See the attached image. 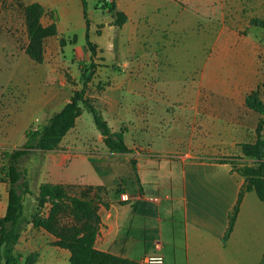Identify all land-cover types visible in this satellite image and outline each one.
Instances as JSON below:
<instances>
[{"label":"rangeland","instance_id":"1","mask_svg":"<svg viewBox=\"0 0 264 264\" xmlns=\"http://www.w3.org/2000/svg\"><path fill=\"white\" fill-rule=\"evenodd\" d=\"M86 1L89 27L96 18L102 21L94 24L99 36L105 33L106 15L100 4L95 8L97 13L94 6L104 0ZM152 1L167 2L170 7L143 9L144 22L127 31V35L132 34L131 39H121L118 31L109 35L115 51L114 64L104 63L96 54L97 45L93 44L91 51L85 31L75 28L68 37L57 34L47 39L42 65L31 70L33 63L23 54L27 37L21 14L14 10L12 22H7L6 9L0 14V214L8 190L4 153L20 149L25 143L24 128L14 115L25 114L22 122H29L27 131L48 120L39 116L29 101L37 76L43 85L53 88L54 96H66L48 112L51 117L74 91L82 89L81 75L92 71L85 95L95 100L112 130L126 129L124 141L129 153H108L91 114L81 105L75 127L57 149L34 151L20 161L19 168L30 192L23 196L26 220L38 210L35 196L41 183L65 182L68 174L76 184L61 185L69 186L72 195H78L85 185H110L111 177L104 176L109 162L113 158L126 160L132 157L131 152L141 153L150 143H164L166 149L179 145L193 153L219 158L226 153L221 150L223 145L217 150L215 142L227 137V112L253 90L264 97V30L249 25L252 18L264 20V0ZM91 37L98 39L94 33ZM104 96L107 102L100 101ZM14 106H20L21 111L2 115ZM214 127L219 134H215ZM122 174L127 176L128 172L122 170ZM54 242L52 236L27 225L14 249L18 264H23L31 252L39 253L36 264H68V254L55 247Z\"/></svg>","mask_w":264,"mask_h":264},{"label":"crops","instance_id":"2","mask_svg":"<svg viewBox=\"0 0 264 264\" xmlns=\"http://www.w3.org/2000/svg\"><path fill=\"white\" fill-rule=\"evenodd\" d=\"M108 1L126 16L127 22L120 28L113 26L112 15L104 9L102 13L106 15L103 22L105 33L101 32L99 36L96 34L94 24L102 22L96 18L91 22L88 34L89 41L97 45V56L107 64L112 63L115 56L113 45L109 41L110 34L118 31L121 39H131L132 34L127 35V31L144 22L146 14L143 9L156 11L169 6L167 2L155 4L152 0ZM33 3L40 4L45 10V16L41 19L43 26L51 23L52 15L57 21L58 35L68 37L75 28H82L85 31L84 37L86 36L81 0H3L0 14L6 9L7 22H12L10 17L15 13L14 10H18L23 20V7ZM98 3L99 1L94 6L96 13ZM86 5L88 16L90 12L87 1ZM166 15L168 14H163L165 19L170 17ZM93 33L98 39H92ZM10 54L9 52L8 55ZM83 60L85 61V57ZM32 63L31 70L42 65ZM17 83L18 81L15 85ZM32 87L29 100L31 107L36 109L39 116L49 119L51 113L48 112H52L55 105L66 96H54L53 88L43 85L40 76L34 77ZM244 98L245 95L237 106L233 105L231 111L227 112L225 141L215 142L217 150L223 145L221 150L226 152L221 158L201 152L193 153L189 149H181L179 145L166 149L164 143L155 142L141 149V153L130 151L132 157L126 160L113 158L104 175L111 177L110 185L105 182L85 185L104 188V192L100 193L101 203L98 205L101 222L94 243L96 250L122 256L139 264H144L143 260L150 256L161 257L163 264L260 263L264 255V206L254 192L244 194L233 230L223 242L229 215L244 185V178L236 168L253 162L241 157L239 145L257 140L256 128L261 118L259 114L245 107ZM100 101L107 102L106 96ZM68 102L67 99L64 105ZM6 105L8 108V102ZM20 111V106H14L13 110H4L2 115ZM19 114L21 113L14 115L15 121L19 122L26 133L29 122H22L25 114ZM214 129L215 134H219L218 129ZM261 135L264 136V131ZM105 150L108 151L106 148ZM131 161L134 162L138 180ZM122 170L127 171L128 175L123 176ZM65 177V182L52 184H76L69 179L68 174ZM6 206L7 197L3 201L0 218L4 216ZM65 252L69 258V253Z\"/></svg>","mask_w":264,"mask_h":264},{"label":"trees","instance_id":"3","mask_svg":"<svg viewBox=\"0 0 264 264\" xmlns=\"http://www.w3.org/2000/svg\"><path fill=\"white\" fill-rule=\"evenodd\" d=\"M2 2L3 0H0V6ZM81 3L86 26V45L93 51L95 46L88 38L89 23L86 1L81 0ZM99 4L102 9H107L112 14L113 26L120 28L127 22L126 16L117 11L114 4L106 1L99 2ZM44 16L45 10L38 3L23 7L27 37L24 53L35 64H42L44 61V42L58 34L56 18L51 15V23L43 26L41 19ZM249 25L264 30L262 19L252 18ZM92 76V71L87 75L82 74V89L74 91L69 102L53 113L46 124L26 131L25 143L20 149L4 153L7 160L4 175L8 190L6 211L0 218V264L2 261L4 264H18L19 260L14 254V249L27 225L52 236L55 239L54 246L69 253L68 264H139L122 256L98 251L94 247L101 222L98 205L101 203L100 193L104 192L102 187L87 186L78 195H72L69 186L41 183L35 196L38 210L30 215L28 220L23 215V196L30 192L24 182L23 172L19 168L20 161L32 155L34 151L50 152L57 149L67 133L75 127V122L81 115V105L86 107L91 114L105 148L114 154L129 153L124 141L126 129L112 131L96 108L95 100L85 95L87 84ZM244 105L248 110L259 114L261 118L256 128L257 140L254 143L239 145L241 157L253 162L250 165L242 164L241 167L236 168L244 178V185L229 215L223 242L228 239L233 230L245 193L254 192L264 206V136L261 135L264 131V97H260L258 90H253L245 95ZM131 165L135 178L138 180L133 161ZM38 258L39 253L31 252L25 257L23 264H36ZM259 264H264V255Z\"/></svg>","mask_w":264,"mask_h":264},{"label":"built area","instance_id":"4","mask_svg":"<svg viewBox=\"0 0 264 264\" xmlns=\"http://www.w3.org/2000/svg\"><path fill=\"white\" fill-rule=\"evenodd\" d=\"M107 3H109L108 0H106ZM123 199V197H122ZM124 200V199H123ZM144 264H163V259L158 256H150L143 260Z\"/></svg>","mask_w":264,"mask_h":264}]
</instances>
